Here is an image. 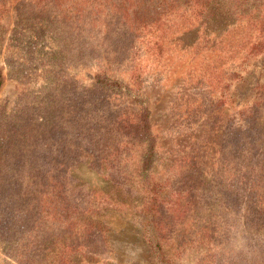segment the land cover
Listing matches in <instances>:
<instances>
[{"label":"rangeland","instance_id":"rangeland-1","mask_svg":"<svg viewBox=\"0 0 264 264\" xmlns=\"http://www.w3.org/2000/svg\"><path fill=\"white\" fill-rule=\"evenodd\" d=\"M261 2L189 19L159 0H0V264H264V25H231ZM153 30L164 43L150 52ZM100 67L140 95L120 105ZM143 107L169 175L208 142L156 221L133 129L130 191L95 157L113 117Z\"/></svg>","mask_w":264,"mask_h":264},{"label":"trees","instance_id":"trees-1","mask_svg":"<svg viewBox=\"0 0 264 264\" xmlns=\"http://www.w3.org/2000/svg\"><path fill=\"white\" fill-rule=\"evenodd\" d=\"M126 1V0H125ZM216 0H159L158 7L161 8V13L166 17H170L173 14H178V11L184 10V12H188L187 17L189 19H194L197 16H201L205 13L207 8L215 3ZM234 7L239 10V8L243 5L244 0H233ZM184 12L178 14V16L184 15ZM237 16H239L237 18ZM128 20H131L128 17ZM134 21H136L134 19ZM166 19L165 22H167ZM133 25V21L131 22ZM238 24V25H236ZM233 28H255L257 26L264 25V0L260 4H256L254 8L247 11H238L236 14V18L231 23ZM236 25V26H235ZM158 31L159 28H157ZM226 32H230L228 29ZM232 32V31H231ZM226 33V35H227ZM153 41L150 39L152 44H148L147 50L153 52L154 46H161L164 42V34H155V31H152ZM222 36L219 38V42H223ZM261 42H254L253 47L257 48L260 46ZM102 75L98 79L108 87V89L112 92V97L114 100L119 101L120 105L123 103H127V100L130 98L131 94L140 95L139 89H133L135 86V82L132 83V87L126 84H123L122 81L111 78L107 76L109 69L99 68ZM137 65L135 64L130 69L128 68L127 73L130 74L129 78H136ZM215 76L209 75L207 79L208 86H212L215 83ZM2 84V79L0 75V87ZM119 112L113 117L110 122V130L114 131L115 138L112 140L110 144L104 146V148L97 153L96 160L98 162V168L102 171L103 177L108 180L114 186L124 189L125 191H130L131 181L133 179L129 173V162L131 159V154L129 153V149L127 147V138L129 136L133 137L131 131L133 129V133L136 134L138 139L141 140L142 145H145V151L142 154L140 171L141 175L144 177L143 185H144V193L145 198L143 201V210L145 212V218L149 216L152 221H156V208L160 205H167L170 208L173 207L174 201L171 198H168L163 195V192H168L173 185L171 179L175 176H178L183 168L186 167L185 162H190L191 165L198 166L200 170H203L204 166V155H205V147L208 145V142H203L200 146V152H194L190 158H180V162L177 164L176 170H172L170 175L166 170L167 166H165V162L159 156V148L160 144L158 141L159 135L152 132L150 121H149V112L146 108H142L141 114L135 119L128 113L127 111ZM125 130V131H124ZM126 142H125V141ZM194 149L191 150L193 152ZM156 168V169H155ZM168 180V181H165ZM96 198V196H94ZM152 242V241H151ZM153 248L156 249V239L154 241ZM82 245L83 244H79ZM91 257L90 259H92Z\"/></svg>","mask_w":264,"mask_h":264}]
</instances>
